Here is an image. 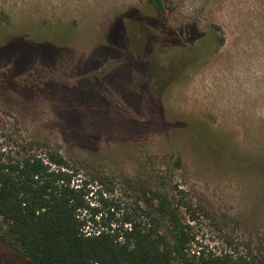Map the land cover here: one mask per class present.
Returning <instances> with one entry per match:
<instances>
[{
	"label": "rangeland",
	"instance_id": "obj_1",
	"mask_svg": "<svg viewBox=\"0 0 264 264\" xmlns=\"http://www.w3.org/2000/svg\"><path fill=\"white\" fill-rule=\"evenodd\" d=\"M148 1L0 0V149L58 152L103 217L166 194L191 252L263 258L264 0Z\"/></svg>",
	"mask_w": 264,
	"mask_h": 264
},
{
	"label": "trees",
	"instance_id": "obj_2",
	"mask_svg": "<svg viewBox=\"0 0 264 264\" xmlns=\"http://www.w3.org/2000/svg\"><path fill=\"white\" fill-rule=\"evenodd\" d=\"M148 6L156 13L162 9L159 0H149ZM193 32L201 39L191 51L197 64L213 47L208 35L184 28L172 40L174 49H181ZM20 148L17 158L0 149V230L31 264H264V257L191 254L194 237L166 194H154L153 213L136 203L122 208L102 200L108 209L103 217L91 206L86 185H72L75 174L58 152L42 156ZM161 222L168 224V234L160 232Z\"/></svg>",
	"mask_w": 264,
	"mask_h": 264
},
{
	"label": "flooded vegetation",
	"instance_id": "obj_3",
	"mask_svg": "<svg viewBox=\"0 0 264 264\" xmlns=\"http://www.w3.org/2000/svg\"><path fill=\"white\" fill-rule=\"evenodd\" d=\"M0 264L1 260H0ZM8 264H31L29 263L23 256L19 255V256H15L14 258L10 259V262Z\"/></svg>",
	"mask_w": 264,
	"mask_h": 264
},
{
	"label": "built area",
	"instance_id": "obj_4",
	"mask_svg": "<svg viewBox=\"0 0 264 264\" xmlns=\"http://www.w3.org/2000/svg\"><path fill=\"white\" fill-rule=\"evenodd\" d=\"M197 252H198V251H196V252H191V254H193V253L197 254Z\"/></svg>",
	"mask_w": 264,
	"mask_h": 264
}]
</instances>
